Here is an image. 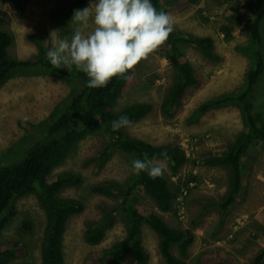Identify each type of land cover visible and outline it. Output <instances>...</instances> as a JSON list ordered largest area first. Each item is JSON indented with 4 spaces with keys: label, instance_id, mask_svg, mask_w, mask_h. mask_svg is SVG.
Masks as SVG:
<instances>
[{
    "label": "rangeland",
    "instance_id": "obj_1",
    "mask_svg": "<svg viewBox=\"0 0 264 264\" xmlns=\"http://www.w3.org/2000/svg\"><path fill=\"white\" fill-rule=\"evenodd\" d=\"M177 1L162 0L161 11L173 19L174 32L181 39L177 45L192 64L197 84L187 88L173 116L163 115L162 103L177 82L178 73L167 59L168 45H162L142 60L136 71L122 77L115 111L134 104L152 105L150 113L127 127L126 133L155 146L182 147L189 162L175 176L166 161H153L164 168L162 177L171 187L187 182L184 190L188 192L178 196L169 212H161L141 188L136 190V196L169 226L194 232V243L184 257L188 264H201L199 257L217 247L248 263L264 250V145L248 143L242 158L241 191L223 212L220 205L233 189V174L226 166L207 165L205 159L241 144L247 125L235 104L203 114L200 107L216 99L236 96L245 89L247 74L253 66V45L247 27L253 19L249 6L255 0H191L184 7H177ZM92 3L93 0H0L1 29L13 37L11 57L18 60L38 57L41 53L38 39L42 36L49 39L51 47L59 39H70L71 29L76 27H70L75 10L88 8ZM93 27L90 18L85 32ZM226 28L231 33L229 38L222 31ZM262 31L264 34V23ZM206 37L214 41L213 57H208L190 39ZM55 67L56 71L43 65L18 68L1 85L3 165L19 162L29 145L43 137L54 116L81 91L82 80L74 68ZM254 96V114L258 121H264V74ZM134 159L131 154L111 149L106 133L94 132L78 143L48 177L74 174L81 179V183L66 184L60 193L85 204V210L68 223L64 237L65 264H83L91 252L107 251L127 237L126 215L116 209L122 198L102 186L111 183L115 189L126 187L137 176L130 170ZM40 193L37 186L35 191L14 201L17 214L0 234V245L17 241L24 252L7 256L3 264H42L48 214ZM94 226L105 228L104 239L98 244L86 240L89 228ZM142 242L150 254V264H166L159 252V238L150 226H143ZM172 252L181 257L177 247ZM122 264H132V258Z\"/></svg>",
    "mask_w": 264,
    "mask_h": 264
},
{
    "label": "trees",
    "instance_id": "obj_2",
    "mask_svg": "<svg viewBox=\"0 0 264 264\" xmlns=\"http://www.w3.org/2000/svg\"><path fill=\"white\" fill-rule=\"evenodd\" d=\"M161 1L152 0L157 11H161ZM189 1L191 0H178L176 5L184 7ZM249 7L253 11V19L247 27L253 45V66L247 74L245 89L236 96L216 99L200 107V113L203 114L216 107L235 104L240 108L247 125L246 136L243 138L245 142L242 141L241 144L222 155L211 154L205 159L207 165L226 166L233 174V189L220 205L223 212L234 203L237 194L241 191L242 158L247 152L248 143L255 141L264 145V121H258L254 114V95L264 74V34L262 31L264 0H255ZM222 31L227 38L231 37L228 28ZM190 39L208 57L214 56L212 38ZM38 40L41 50L38 57L28 60L12 58L9 49L13 43V37L10 33L2 30L0 25V87L18 68L43 65L56 71V67L50 63L47 55L51 48L49 39L42 36ZM180 40L177 33L173 31L163 44L168 45L167 59L178 73L177 82L169 90L161 106V111L166 117H171L176 113L182 95L188 87L196 85L198 81L192 64L177 45ZM139 65L140 63L130 71H136ZM75 72L77 77L82 80V89L71 98L68 106L61 113L54 116V121L44 131L43 137L29 145L24 152V157L19 162L12 165H3L0 162V234L17 214L13 207L14 201L24 194L35 191L37 186L41 189L39 197L48 214L42 264H65L64 237L68 223L72 217L85 210L83 201L60 195L66 184L81 183L79 176L62 174L50 179L48 177L88 134L106 133L111 149L131 154L135 159H144L146 154L149 159L166 161L174 176L179 174L189 162V158L186 157L184 150L179 145L155 146L127 135V127L121 128L119 131L112 130L113 120L127 116L132 121V126L152 110L151 104L143 103L131 105L120 112L115 111V105L121 95L120 83L124 75L114 77L106 87L89 88L86 86L87 77L85 74L77 70ZM165 152L167 158L162 156V153ZM192 181H196V178ZM105 186L112 190L111 193L116 192L122 198L116 209L126 215L128 234L125 239L107 251L91 252L83 264H103L104 262L122 264L129 257L132 258V264H150V254L142 242L144 225L150 226L157 234L159 252L166 264H188L184 257L194 243V232L190 229H176L169 226L162 217L142 205L136 196V190L141 188L152 198L161 212H169L178 196L188 186L187 182L178 183L173 188L162 176L153 179L146 172H141L126 187L118 186L115 189L111 183H106L102 187ZM104 236L105 228L94 226L89 228L86 240L91 244H98L104 239ZM174 247L178 248L181 257L173 254ZM23 252L17 241L0 245V264L4 263L3 260L7 256ZM263 260L264 250L252 261L242 263L234 254L220 247L199 257L201 264H263Z\"/></svg>",
    "mask_w": 264,
    "mask_h": 264
},
{
    "label": "clouds",
    "instance_id": "obj_3",
    "mask_svg": "<svg viewBox=\"0 0 264 264\" xmlns=\"http://www.w3.org/2000/svg\"><path fill=\"white\" fill-rule=\"evenodd\" d=\"M91 13V17H90ZM94 27L85 32L89 19ZM70 39L53 43L48 59L53 66L64 65L83 72L86 86L103 88L117 76H123L149 54L162 46L174 31L172 17L157 11L152 0H93L90 7L75 10ZM127 116L112 121L113 131L131 126ZM167 158V153H162ZM131 172H146L155 179L164 168L149 159L131 161Z\"/></svg>",
    "mask_w": 264,
    "mask_h": 264
},
{
    "label": "built area",
    "instance_id": "obj_4",
    "mask_svg": "<svg viewBox=\"0 0 264 264\" xmlns=\"http://www.w3.org/2000/svg\"><path fill=\"white\" fill-rule=\"evenodd\" d=\"M187 192H188V191H186V190H183V191H182V194H185V195H186V194H187Z\"/></svg>",
    "mask_w": 264,
    "mask_h": 264
},
{
    "label": "bare ground",
    "instance_id": "obj_5",
    "mask_svg": "<svg viewBox=\"0 0 264 264\" xmlns=\"http://www.w3.org/2000/svg\"><path fill=\"white\" fill-rule=\"evenodd\" d=\"M180 23V22H179Z\"/></svg>",
    "mask_w": 264,
    "mask_h": 264
}]
</instances>
